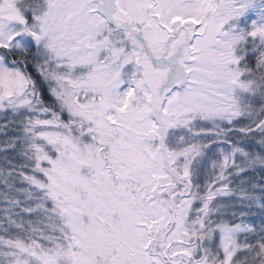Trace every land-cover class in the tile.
I'll list each match as a JSON object with an SVG mask.
<instances>
[{"label": "snow or ice", "instance_id": "6c2138e0", "mask_svg": "<svg viewBox=\"0 0 264 264\" xmlns=\"http://www.w3.org/2000/svg\"><path fill=\"white\" fill-rule=\"evenodd\" d=\"M0 264H264V0H0Z\"/></svg>", "mask_w": 264, "mask_h": 264}]
</instances>
